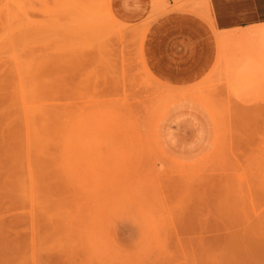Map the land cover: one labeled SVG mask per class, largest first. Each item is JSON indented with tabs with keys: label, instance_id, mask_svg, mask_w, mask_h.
Instances as JSON below:
<instances>
[{
	"label": "rangeland",
	"instance_id": "rangeland-1",
	"mask_svg": "<svg viewBox=\"0 0 264 264\" xmlns=\"http://www.w3.org/2000/svg\"><path fill=\"white\" fill-rule=\"evenodd\" d=\"M75 1L0 0V264H245L249 247L262 263L259 28L221 35L209 71L170 82L146 33L180 5L205 17L200 1L123 26L99 0V28Z\"/></svg>",
	"mask_w": 264,
	"mask_h": 264
},
{
	"label": "crops",
	"instance_id": "crops-1",
	"mask_svg": "<svg viewBox=\"0 0 264 264\" xmlns=\"http://www.w3.org/2000/svg\"><path fill=\"white\" fill-rule=\"evenodd\" d=\"M198 1L206 18L180 5L181 9L158 17L146 33L144 52L148 63L167 81H197L211 69L219 48L221 51V35L264 27V0ZM154 2L110 0V10L120 23L138 24L156 15Z\"/></svg>",
	"mask_w": 264,
	"mask_h": 264
},
{
	"label": "bare ground",
	"instance_id": "bare-ground-1",
	"mask_svg": "<svg viewBox=\"0 0 264 264\" xmlns=\"http://www.w3.org/2000/svg\"><path fill=\"white\" fill-rule=\"evenodd\" d=\"M75 1V0H74ZM81 1H87V4L86 5H88V6H86V8H85V10H84V12H85V19H87V20H85V22H84V24L86 25L85 27L86 28H88L87 26H89V25H91V26H96L97 28H99L98 26H100V23L97 21V19H95V20H93L92 21V19L90 20V17H92L93 16V14H94V11L96 10V6L98 5V6H100L101 4L100 3H98L99 2V0H81ZM81 1L80 0H76L75 2H80L81 3ZM100 4V5H99ZM158 4H159V0H155V2H154V8H153V14L154 13H156L157 11H158ZM101 7L104 9V16H105V19H108V20H112L113 22H115L116 24H118V25H123V26H126V25H124V24H122V23H120L114 16H113V14H112V12H111V10H110V2H109V0H107L106 1V3H102V5H101ZM102 9V10H103ZM96 12V11H95ZM96 15H97V13H95ZM97 18V17H96ZM105 23H107V21L105 22ZM108 25V24H107ZM107 25H106V28H108L107 27ZM109 27H110V25H108ZM111 28V27H110ZM117 28V27H116ZM112 29V28H111ZM110 29H108V32H113L112 30H110ZM114 30V29H113ZM142 30V29H141ZM259 31L258 32H256V33H258V34H261V36L260 37H262V36H264V27H262V28H259L258 29ZM88 31V30H87ZM117 30H115V33H117L116 32ZM143 31V30H142ZM93 32V31H92ZM107 32V31H106ZM107 32V33H108ZM95 32H93V34H94ZM119 33V32H118ZM97 34V33H96ZM96 34L94 35L95 37H96ZM142 35H143V32L141 33ZM253 34V33H252ZM110 35H113V33L111 34L110 33ZM114 35H120V34H114ZM142 35H141V37H142ZM98 36V35H97ZM223 41V44L225 43V39H224V37H223V39H222ZM227 226V225H226ZM229 227V226H228ZM230 229V228H229ZM244 234H246V235H248L247 233H244ZM233 236H234V234H232ZM255 235V234H254ZM235 236L236 237H238V235H236L235 234ZM242 237V236H241ZM245 237V236H244ZM248 237H250V236H248ZM247 237V238H248ZM255 237V236H254ZM232 238V237H231ZM230 238V239H231ZM256 239L257 238H259L258 237V235H256V237H255ZM241 239V238H240ZM260 239H262V238H260ZM260 239H259V242H262V241H260ZM264 239V238H263ZM233 240V239H232ZM237 240H239V238L238 239H236V241ZM244 240V242H245V244H246V241H248L249 240V238H248V240H246V237H245V239H243ZM246 240V241H245ZM250 240H252L253 241V239H251V237H250ZM233 241H235V237H234V240ZM235 241V242H236ZM241 241V240H240ZM254 241H256V240H254ZM252 242V243H257V242ZM264 241V240H263ZM242 242V241H241ZM249 242V241H248ZM251 245V244H250ZM248 248V247H247ZM250 248H252V247H249L248 248V251H247V249H245V253L247 254L248 253V256L250 257V255L251 256H253V253H252V249H250ZM242 251H244V249L242 248L241 249ZM256 249H254L253 251L254 252H256L255 251ZM239 251V250H238ZM251 251V252H250ZM259 251L261 252V251H263V253H264V249H262L261 248V250L259 249ZM250 252V253H249ZM258 253V251H257V253L258 254H260L261 256L263 255V253L261 254V253ZM244 253V252H243ZM243 253H241V255H240V257L242 258V259H240V261H244V259H245V262H247V263H245V264H248V262H249V259L246 257V255L245 254H243ZM252 253V254H251ZM239 254H240V252H239ZM244 256H243V255ZM246 257V258H245ZM262 257H264V255L262 256ZM247 259H248V261H247ZM260 260H263L262 261V263H260V264H264V258L263 259H260ZM250 264H252L251 262H249ZM243 264H244V262H243Z\"/></svg>",
	"mask_w": 264,
	"mask_h": 264
}]
</instances>
